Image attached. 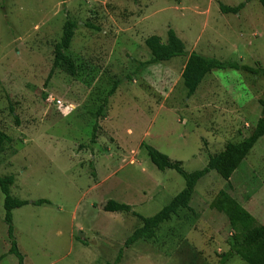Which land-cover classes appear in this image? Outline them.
<instances>
[{"label": "rangeland", "instance_id": "obj_1", "mask_svg": "<svg viewBox=\"0 0 264 264\" xmlns=\"http://www.w3.org/2000/svg\"><path fill=\"white\" fill-rule=\"evenodd\" d=\"M244 1L0 0V131L9 138L0 175L12 176L11 196L28 202L12 212L24 264L114 260L141 221L103 205L112 200L149 218L184 188L175 171L156 169L141 144L191 173L252 134L264 110V76L215 70L187 98L186 58L151 65L145 46L151 36L165 42L171 29L188 53L264 69L262 6L219 10ZM67 17L76 28L64 53L76 71L61 67L48 78ZM221 192L264 224V137L228 182L214 171L200 179L191 210L125 249L119 264H246L234 253L221 262L238 235L218 207ZM39 199L49 204L34 206ZM9 247L0 192V264H17Z\"/></svg>", "mask_w": 264, "mask_h": 264}, {"label": "trees", "instance_id": "obj_2", "mask_svg": "<svg viewBox=\"0 0 264 264\" xmlns=\"http://www.w3.org/2000/svg\"><path fill=\"white\" fill-rule=\"evenodd\" d=\"M258 1L264 10V0H245L236 7H227L219 5V10L222 14H237L246 4ZM76 24L67 17L63 26L62 36L60 41L54 47L53 65L48 78L52 75L55 69L64 67L70 75L75 74V65L72 59L64 53L70 46L73 36V30ZM145 46L150 52L151 59L148 64H159L168 62L173 58H186L181 77L183 86L186 89L187 98L191 97L203 79L215 70H235L251 75L264 76V69L259 67L252 68L246 65H240L235 62H222L214 58H207L195 52L188 53L185 51L183 42L177 37L173 30L169 29L166 34L165 42L157 36H151L146 39ZM118 87V83H114L112 89L108 92L103 104L97 111V114L102 112L108 105L110 98ZM96 129L93 128L90 143L93 144L96 138ZM264 137V110L262 117L258 121L252 134L237 144H227L224 150L216 155L210 156L204 168L198 171L187 173L182 168V163L170 160L166 155L158 152L154 148L141 144L145 150L150 162L159 171L173 170L184 180V188L159 212L149 218H144L132 211L128 205L117 203L115 201H107L102 210L110 213H131L141 221V227L136 229L130 237H128L121 249L118 250L114 260L106 264H119L122 258L123 251L130 248L140 240H153L156 235V230L169 221L172 215H175L179 210H191L189 207L194 188L198 181L208 175L210 172H216L226 182L229 181L232 174L237 170L245 157L253 149L257 141ZM9 141L6 134L0 131V152L3 151L4 144ZM92 170L91 175L94 177L92 164H89ZM14 178L12 176L0 175V192L3 195V212L4 223L6 224L7 238L10 241L8 250L9 255H13L17 264L23 263V256L19 252L13 232L12 212L15 209L21 208L28 204L27 201L18 200L11 196L10 188L13 186ZM218 200V207L223 211L228 212L233 225L238 231L232 241H230L229 252L223 254L221 262L226 261L231 253L236 254L246 264H264V224L256 226L253 217L245 211L237 202L229 199L225 192H221ZM34 206L49 204L47 200L39 199L35 201Z\"/></svg>", "mask_w": 264, "mask_h": 264}, {"label": "built area", "instance_id": "obj_3", "mask_svg": "<svg viewBox=\"0 0 264 264\" xmlns=\"http://www.w3.org/2000/svg\"><path fill=\"white\" fill-rule=\"evenodd\" d=\"M56 104H57V105H60V101H57Z\"/></svg>", "mask_w": 264, "mask_h": 264}]
</instances>
